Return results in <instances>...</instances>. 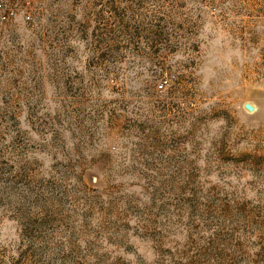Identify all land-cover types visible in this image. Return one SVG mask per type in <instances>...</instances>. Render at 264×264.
<instances>
[{"label":"rangeland","instance_id":"rangeland-1","mask_svg":"<svg viewBox=\"0 0 264 264\" xmlns=\"http://www.w3.org/2000/svg\"><path fill=\"white\" fill-rule=\"evenodd\" d=\"M1 1L0 264H264V0Z\"/></svg>","mask_w":264,"mask_h":264},{"label":"built area","instance_id":"built-area-1","mask_svg":"<svg viewBox=\"0 0 264 264\" xmlns=\"http://www.w3.org/2000/svg\"><path fill=\"white\" fill-rule=\"evenodd\" d=\"M1 5H8L5 1H1L0 0V6ZM1 9V11H0V18L2 19V20H6V19H8L10 16H12V15H14V12L13 11H6L5 9H3V8H0ZM23 16L25 17V19L26 20H30V18H31V12L30 11H25L24 13H23ZM160 87H161V85H160Z\"/></svg>","mask_w":264,"mask_h":264}]
</instances>
